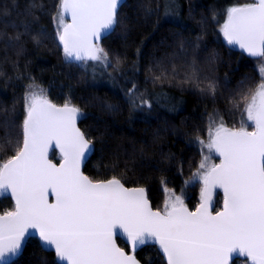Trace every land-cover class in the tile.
I'll use <instances>...</instances> for the list:
<instances>
[{"label": "snow or ice", "instance_id": "1", "mask_svg": "<svg viewBox=\"0 0 264 264\" xmlns=\"http://www.w3.org/2000/svg\"><path fill=\"white\" fill-rule=\"evenodd\" d=\"M123 0H57L53 16L60 24L56 39L63 56L77 61L114 65L100 41L121 24L119 7ZM32 7H38L33 2ZM145 16L158 15L141 4ZM71 23H64L65 15ZM221 31L229 45H238L252 57L264 58V0L227 9ZM216 58L215 54L211 57ZM261 83L249 93L241 81L229 104L240 111L241 127H225L218 113L210 114L208 142L199 143L209 154L193 173L203 182L200 204L190 211L181 196L166 200L163 211L153 210L143 187L126 188L120 179L93 182L81 172V164L94 151V143L76 127L82 110L70 99L61 107L51 103L43 90L29 86L25 93V118L18 125L15 143L19 151L0 166V193L10 194L13 211L0 214V264H14L22 255L28 238H39L40 251L54 250L55 258L65 264H141L135 255L117 246L123 237L133 252L156 245L166 264H228L232 254L246 256L252 264H264V63L259 67ZM173 77L176 66L172 67ZM167 71L153 76L163 82ZM183 83H195L201 91L214 94L216 85H201L192 64ZM136 86L127 90L133 108L151 107ZM241 103L244 107L241 108ZM109 109L113 106L109 105ZM5 129L12 125L4 122ZM253 131L246 130L253 127ZM5 131L4 144H13ZM55 142L63 162L57 167L48 158ZM221 158L210 164L212 153ZM186 181L189 184L191 181ZM223 191V209L213 212V191ZM49 194L55 203H49ZM41 264L43 258L37 256Z\"/></svg>", "mask_w": 264, "mask_h": 264}, {"label": "trees", "instance_id": "2", "mask_svg": "<svg viewBox=\"0 0 264 264\" xmlns=\"http://www.w3.org/2000/svg\"><path fill=\"white\" fill-rule=\"evenodd\" d=\"M32 2L0 0V143L5 131L13 134L8 137L13 144L0 149V166L22 147V136L17 144L15 133L25 118V93L35 84L46 90L51 103L64 105L70 99L82 110L77 127L94 143L83 166L91 180L115 177L125 186L143 187L156 210L162 206L164 188H169L181 192L187 208L194 210L201 201L200 187L184 186V181L200 161L196 138L206 136L214 112L226 126L238 127L242 113L228 101L241 81H247L250 97L261 80L257 70L261 58L231 47L221 32L227 9L253 0H124L119 8L121 24L100 42L112 63L120 62L119 72L104 63L65 58L53 21L57 0H34L38 7L30 9ZM157 3L159 15L145 16L141 4L155 8ZM192 64L201 85L215 83L214 94L182 82ZM127 68L131 78L122 83L118 74L127 73ZM164 70L167 78L154 83L152 77ZM133 84L137 104L141 94L158 103L149 110L133 108L127 95ZM5 121L12 126L5 129ZM57 153L52 151L50 158L58 161ZM214 192L216 211L224 196L219 189ZM13 210L12 199L2 193L0 214ZM117 242L129 251L121 239ZM38 255L45 264H58L53 252L40 251L36 238L27 240L14 264H41ZM135 255L142 264H166L154 245ZM233 264L246 263L236 259Z\"/></svg>", "mask_w": 264, "mask_h": 264}, {"label": "rangeland", "instance_id": "3", "mask_svg": "<svg viewBox=\"0 0 264 264\" xmlns=\"http://www.w3.org/2000/svg\"><path fill=\"white\" fill-rule=\"evenodd\" d=\"M63 22H64V23L67 22V20L65 19V17H64V21H63ZM55 24H56V26H58V25L60 24V20H59V18H57V20L55 21ZM222 26H223V25H222ZM221 32H222V31H221ZM81 63H83V62L81 61ZM262 63H264V58L259 59L258 62H257V70H258V73H259L260 77H261V74H260V71H259V67H260V65H261ZM125 70H126V69H125ZM131 73H132L131 69L127 68V73H125L124 71H121V73L118 74V79H119L122 83H126V80L131 78ZM127 82H129V81H127ZM261 82H262V81L260 80V82L258 83V85H259ZM130 84H132V83H130ZM31 86H33L34 88H36L38 91H39V90H43L44 95H46V97H47L46 90H45L43 87H40V86L35 85V84H31ZM121 88H122V87H121ZM28 90H29V88H28ZM28 90H27V91H28ZM254 90H255V89H254ZM138 94H139V93H138ZM128 97H129V96H128ZM138 97H139V96L136 95V101L139 100ZM47 99H48V97H47ZM48 100H49V99H48ZM149 102H150V104H151V107L149 108V107H146V106H145V108H148V110L151 109V108L154 106V103H155V102L158 103V101H156V100L153 99V98H152L151 100H149ZM209 119H210V117H209ZM216 119H217V121L219 122V116L216 117ZM223 123H224V122H223ZM224 125H225V127H228V126H226L225 123H224ZM209 126H210V125H209V123H208L207 134H206V136H205L204 138L201 139V140H203V141L205 142V144L208 142V138H209V136H208ZM240 127H241V120H240V123H239L238 127H235V128H230V127H228V128H229V129H239ZM246 130H248V131H253V130H254V126H253V127H247ZM198 145H199V149H200V152H201V157H200V161H201V160L204 158L205 155L209 154V150H208L206 147H204L203 145L199 144V143H198ZM60 157H61V155L58 154V153L55 155V159H56V158H60ZM200 161H199V162H200ZM218 161H219V158L217 157L216 153L213 152V153H212V159L209 161V163H210V164H217ZM198 165H199V163H198ZM197 168H198V166H197ZM197 168L193 171V173H195V172L197 171ZM193 173H192V175H191V178H192V179H191L190 183H189V184H185L186 181H189V179H187V180L184 181V186H185V185H194V184H198L199 187H200V189H199V196H200L201 189L203 188V182H202V181L197 182V179H196V177L193 176ZM163 192H164V198H163L162 206H161V208H160L161 211H163V209H164L165 201H166V200L174 199L175 196H181L182 199H183V201H184V197H183V194H182L181 192H176V191H173L172 189H169V188H164ZM0 195H2V193H0ZM222 195H223V193H222ZM213 196H215V192L213 193ZM200 200H201V199H200ZM200 202H201V201H200ZM184 204H185V206H186L185 201H184ZM186 207H187V206H186ZM243 261H244V260H243ZM244 262L246 263V261H244ZM246 264H247V263H246Z\"/></svg>", "mask_w": 264, "mask_h": 264}, {"label": "water", "instance_id": "4", "mask_svg": "<svg viewBox=\"0 0 264 264\" xmlns=\"http://www.w3.org/2000/svg\"><path fill=\"white\" fill-rule=\"evenodd\" d=\"M254 2H256V0H253V2L252 3H254ZM123 3H124V0H123ZM122 3V4H123ZM251 4V3H250ZM241 6H243V5H241ZM121 7V6H120ZM119 7V8H120ZM65 19L67 20V22L66 23H71L72 21H71V16L70 15H65ZM107 36V35H106ZM105 36V37H106ZM222 36H223V39L227 42V40H226V38L224 37V35H223V33H222ZM104 37V38H105ZM102 41V40H101ZM100 41V42H101ZM231 47H233V48H235V49H238V50H240V51H242L243 53H245L247 56H249L250 58H253V59H258V58H260V57H252V56H250L247 52H245L243 49H241L238 45H230ZM61 48H62V46H61ZM56 106H58V107H61V106H63V105H56ZM79 119V118H78ZM78 119H77V121H76V127H77V122H78ZM78 128V127H77ZM22 146H23V144H22ZM52 150H55V151H57V152H59L60 154H61V152H60V150H59V148H57V147H55V142H53L52 143V145L49 147V150H48V153H47V158L53 163V164H56L57 165V167H59V165L63 162V157H61L59 160H58V162H56V161H54V160H52V159H50V157H49V154H50V152L52 151ZM90 155V154H89ZM216 155H217V157L219 158V161H218V163L217 164H219L220 162H221V158L219 157V155L216 153ZM61 156H62V154H61ZM88 159V158H87ZM87 159H86V161H87ZM86 161L84 162V163H82L81 164V172L83 173V175H85L84 174V172H83V166L85 165V163H86ZM86 176V175H85ZM88 177V176H87ZM89 178V177H88ZM90 179V178H89ZM91 180V179H90ZM108 180V179H107ZM93 181V180H92ZM93 182H95V181H93ZM122 183V182H121ZM125 186V185H124ZM126 188H138V187H136V186H132V187H128V186H125ZM221 190V189H220ZM222 191V190H221ZM214 192V191H213ZM222 193H223V191H222ZM5 195H7L8 197H10L11 199H12V201H13V203H14V208H15V201H14V199L10 196V194H5ZM146 195H147V193H146ZM148 198V197H147ZM48 200H49V203H55V196L54 195H51V194H49V197H48ZM149 200V199H148ZM149 203H150V201H149ZM150 206L152 207V205H151V203H150ZM152 209L153 210H156V209H154L153 207H152ZM196 209V208H195ZM194 209V210H195ZM223 209V204H222V206H221V208H219L218 210H214V207L211 209V211L213 212V214H215V212H217V211H221ZM190 210V209H189ZM194 210H190V211H194ZM30 238H36L37 240H38V242H39V238H38V235L37 236H33V237H30ZM29 239V238H28ZM117 239H121L124 243H126L127 244V242H126V240L123 238V237H118ZM27 242V241H26ZM26 242H25V244H26ZM116 243H117V246L118 247H120V248H122L119 244H118V242H117V240H116ZM128 245V248H129V251H126L124 248H122V249H124L125 250V252L126 253H128V254H132V255H135V252L137 251H135V252H133L132 251V249H131V247H130V245L129 244H127ZM154 246H156V245H154ZM157 247V249H158V246H156ZM142 248V247H141ZM139 250V249H138ZM46 251H51V252H53V254H54V250H52V249H48V250H46ZM159 251V250H158ZM161 254V253H160ZM162 255V254H161ZM136 256V255H135ZM54 257H55V255H54ZM162 257H163V255H162ZM137 258V257H136ZM138 259V258H137ZM163 259H164V261H165V263H166V260H165V258L163 257ZM236 259H240V260H245L246 262H247V264H252V262H251V260L250 259H248L246 256H242V255H238V254H232L230 257H229V261H228V264H233V261L234 260H236ZM55 260L57 261V263L58 264H65V262H63V261H59V260H57L56 258H55ZM142 264V263H141Z\"/></svg>", "mask_w": 264, "mask_h": 264}, {"label": "flooded vegetation", "instance_id": "5", "mask_svg": "<svg viewBox=\"0 0 264 264\" xmlns=\"http://www.w3.org/2000/svg\"><path fill=\"white\" fill-rule=\"evenodd\" d=\"M52 152V151H51ZM51 152H50V154H49V157H50V155H51ZM50 159H52V158H50ZM52 160H54V159H52ZM54 161H56V160H54ZM56 162H58V161H56Z\"/></svg>", "mask_w": 264, "mask_h": 264}]
</instances>
